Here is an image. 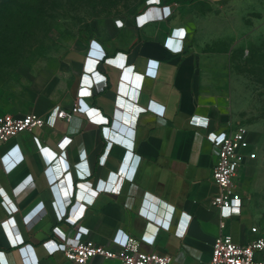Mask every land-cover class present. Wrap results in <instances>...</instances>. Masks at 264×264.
<instances>
[{
  "label": "crops",
  "instance_id": "crops-1",
  "mask_svg": "<svg viewBox=\"0 0 264 264\" xmlns=\"http://www.w3.org/2000/svg\"><path fill=\"white\" fill-rule=\"evenodd\" d=\"M166 9L164 18L135 20L126 44L90 38L70 48L8 108L36 113L45 125L0 147V264H75L56 252L57 227L67 236L88 228L85 238L114 248L133 236L143 251L171 255L172 264L206 263L218 236L244 244L258 236L252 227L262 234L249 205L255 160L238 173L240 214L223 217L211 203L219 188L207 134L240 123L226 75L198 48L197 16ZM157 15L150 10L141 21ZM76 104L72 120L59 117Z\"/></svg>",
  "mask_w": 264,
  "mask_h": 264
},
{
  "label": "rangeland",
  "instance_id": "rangeland-1",
  "mask_svg": "<svg viewBox=\"0 0 264 264\" xmlns=\"http://www.w3.org/2000/svg\"><path fill=\"white\" fill-rule=\"evenodd\" d=\"M16 3L1 11L18 15L0 16V31L12 32L0 37V114L11 112L8 108L14 101L21 102L33 81L49 68L54 69L70 48L84 47L90 38L126 44L131 40V25L151 5H173L187 17L197 16L194 21L198 48L213 56L215 60L209 59V64L226 75L233 113L257 142L258 158L252 163L248 185L253 202L249 205L261 218L257 223L262 225L264 235V0Z\"/></svg>",
  "mask_w": 264,
  "mask_h": 264
},
{
  "label": "built area",
  "instance_id": "built-area-1",
  "mask_svg": "<svg viewBox=\"0 0 264 264\" xmlns=\"http://www.w3.org/2000/svg\"><path fill=\"white\" fill-rule=\"evenodd\" d=\"M153 9L157 11L158 15L141 21V17ZM166 10V6L151 5L137 16V24L141 25L149 20L164 18L167 16ZM122 25L117 24L119 27ZM83 82L93 86L92 77L86 74H84ZM78 110L79 107L76 104L71 111L61 110L58 115L61 118L72 120ZM191 122L202 126L208 125V120L201 117H193ZM44 125V118L36 113L21 115L11 112L1 113L0 147L4 142L20 133L32 131L34 128ZM207 139L212 142L217 158L213 180L219 188L212 197L211 203L220 210L223 217L238 215L241 212V207L234 202V199L240 195L237 183L238 173L248 162L258 158V146L252 142L250 130L243 124H238L228 131L210 132L207 134ZM13 149H17V146ZM9 157L10 155H5L4 160L9 161ZM16 158L18 157L16 156ZM61 184L63 185V183ZM99 188L110 189L113 187L101 184ZM119 188L116 186L113 189L119 190ZM62 189L65 193L68 192L65 186H62ZM56 231L63 237V242L56 252L62 253L66 259L75 264H90L95 257L115 259L120 261V264H172L173 262V257L169 254L143 251L140 247L141 240L133 236H128L121 247L114 248L85 238L84 235L89 233V229L82 226L76 228L73 236H67L59 227L56 228ZM252 231L258 236L244 244L235 242L231 235L216 237L210 259L204 264H264V235L259 234V229L256 226L252 227Z\"/></svg>",
  "mask_w": 264,
  "mask_h": 264
},
{
  "label": "trees",
  "instance_id": "trees-1",
  "mask_svg": "<svg viewBox=\"0 0 264 264\" xmlns=\"http://www.w3.org/2000/svg\"><path fill=\"white\" fill-rule=\"evenodd\" d=\"M19 0H0V16L4 15V16H10V15H13V16H16L18 14H14V13H3L1 10L6 7V5H10V6H16L17 3ZM178 1V0H177ZM182 1H192V0H182ZM12 35V32L9 31L8 29L7 30H4V31H0V37H7L6 35ZM14 35V34H13Z\"/></svg>",
  "mask_w": 264,
  "mask_h": 264
},
{
  "label": "water",
  "instance_id": "water-1",
  "mask_svg": "<svg viewBox=\"0 0 264 264\" xmlns=\"http://www.w3.org/2000/svg\"><path fill=\"white\" fill-rule=\"evenodd\" d=\"M214 1H216V0H214Z\"/></svg>",
  "mask_w": 264,
  "mask_h": 264
}]
</instances>
